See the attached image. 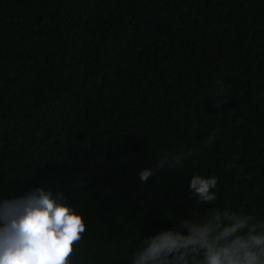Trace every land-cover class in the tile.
Wrapping results in <instances>:
<instances>
[{
    "label": "trees",
    "instance_id": "trees-1",
    "mask_svg": "<svg viewBox=\"0 0 264 264\" xmlns=\"http://www.w3.org/2000/svg\"><path fill=\"white\" fill-rule=\"evenodd\" d=\"M37 187L83 217L72 264L213 210L264 221V0H0V200Z\"/></svg>",
    "mask_w": 264,
    "mask_h": 264
},
{
    "label": "clouds",
    "instance_id": "clouds-1",
    "mask_svg": "<svg viewBox=\"0 0 264 264\" xmlns=\"http://www.w3.org/2000/svg\"><path fill=\"white\" fill-rule=\"evenodd\" d=\"M222 102L227 99H219L216 106ZM214 140L210 135L203 144ZM186 155H192L191 150L166 155L155 167L179 166ZM152 175L153 169H143L139 179L147 182ZM217 184L216 176L197 174L190 178L189 190L197 204L211 203L217 199L212 191ZM65 200L62 193L41 187L0 200V264H72L74 245L82 240L86 225ZM131 264H264V221L228 208L204 218L193 216L181 220L178 230L144 237Z\"/></svg>",
    "mask_w": 264,
    "mask_h": 264
}]
</instances>
